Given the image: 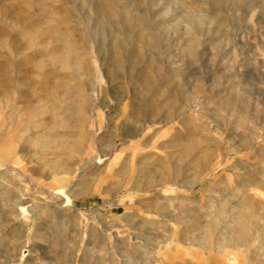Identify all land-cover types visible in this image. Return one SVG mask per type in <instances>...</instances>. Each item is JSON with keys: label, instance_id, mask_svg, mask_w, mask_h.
Segmentation results:
<instances>
[{"label": "rangeland", "instance_id": "obj_1", "mask_svg": "<svg viewBox=\"0 0 264 264\" xmlns=\"http://www.w3.org/2000/svg\"><path fill=\"white\" fill-rule=\"evenodd\" d=\"M0 72V264H264V0H0Z\"/></svg>", "mask_w": 264, "mask_h": 264}, {"label": "bare ground", "instance_id": "obj_2", "mask_svg": "<svg viewBox=\"0 0 264 264\" xmlns=\"http://www.w3.org/2000/svg\"><path fill=\"white\" fill-rule=\"evenodd\" d=\"M99 9H100V8H99ZM18 21H19V18H18V16H17V17H15L14 22H18ZM48 24H49V21H48ZM48 30H49V31H53V32H57V31H58V30L55 29L54 26H51V25L48 27ZM60 36H62V35H60ZM69 51H70V50H69ZM64 56H65V55H64ZM62 57H63V54L60 53L59 58H61L63 61H65ZM65 57H66V56H65ZM61 59H60V60H61ZM71 60H72V59H71ZM74 62H75V61H74ZM78 62H80V60H79ZM70 64H71V63H70ZM4 67H5V66H4ZM1 69H2V68H1ZM9 69H10V68H9ZM2 70H3V69H2ZM34 71H35V70H34ZM18 72H19V71H18ZM0 73H1V72H0ZM76 74H77V73H76ZM76 74H75V75H76ZM21 75H22V74H21ZM23 75H25V74H23ZM28 75H29V74H28ZM21 77H22V76H21ZM24 78H25V77H24ZM40 86H41V85H40ZM50 91L53 92V90H51V89H50ZM80 102H81V101H80ZM84 104H85V103H84ZM11 109H12V108H11ZM80 110H81V109H80ZM38 123H39V122H38ZM15 127H16V126H15ZM15 127H14V128H15ZM8 137H9V136H8ZM8 137H7V138H8ZM21 149H22V148H21ZM9 160H10V159H9ZM53 190H54V191H53V194H56V195H61V194H62V191H61L60 189H58L57 187H56L55 189H53Z\"/></svg>", "mask_w": 264, "mask_h": 264}]
</instances>
